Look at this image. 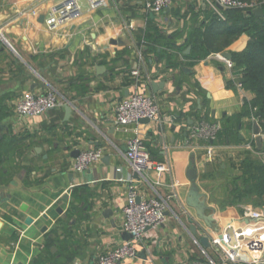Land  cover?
Returning a JSON list of instances; mask_svg holds the SVG:
<instances>
[{
    "label": "crops",
    "instance_id": "0c3cea01",
    "mask_svg": "<svg viewBox=\"0 0 264 264\" xmlns=\"http://www.w3.org/2000/svg\"><path fill=\"white\" fill-rule=\"evenodd\" d=\"M62 1L0 0V116L9 132L24 137L28 150L27 163L10 187L0 186L5 196L0 201V264H32L46 244L53 259L44 264H95L128 240L121 220L130 184L141 198L168 193L173 198L164 222L148 229L135 244L136 254L119 264H191L207 257L233 264L223 262L210 236L254 224L244 215L245 208L264 207L231 204L226 190L230 178L240 174L243 157L264 164V132L258 124L262 143L257 147V121L242 115L253 94L238 86L240 68L234 63L229 67L226 61L232 60L224 55L243 50L248 35L240 34L193 64L184 57L185 49L191 50L188 45L179 54L182 64L173 69L152 52L144 54L140 37L149 19L158 25L164 43L181 45L199 27L211 37L220 26L206 17L209 6L203 0H173L159 15L146 12L142 0H100L92 6L89 0H73V15L48 25L51 6ZM33 7L38 14L28 12ZM135 68L141 73L137 83L129 73ZM153 81L164 83L154 90ZM48 86L62 94L64 104L34 117L15 114L21 94L43 92ZM134 92L152 96L160 117L117 125L116 102ZM65 104L72 107L68 117ZM202 120L220 123L213 142L190 136V127ZM131 137L143 139L162 171L134 177L136 171L125 157ZM249 141L253 150L243 147ZM209 145L214 148L211 159L206 155ZM94 148L102 149V157L109 155L110 164L100 159L74 171L71 152ZM225 170L229 177L219 182ZM194 186L213 208L205 211L213 216L211 226L186 204ZM106 208L111 210L108 216L103 215ZM203 235L209 238L208 247L199 241Z\"/></svg>",
    "mask_w": 264,
    "mask_h": 264
},
{
    "label": "built area",
    "instance_id": "2783aa9c",
    "mask_svg": "<svg viewBox=\"0 0 264 264\" xmlns=\"http://www.w3.org/2000/svg\"><path fill=\"white\" fill-rule=\"evenodd\" d=\"M91 6L100 0H89ZM173 0H142L146 12L159 15L169 8ZM221 19L224 15L223 9H238L244 14H249L256 7H264V0L243 1V0H203ZM217 4L222 6L218 8ZM76 10L73 0H64L52 5L45 22L54 26L68 20ZM27 11V10H26ZM31 14H38L33 7L28 10ZM23 13V12H22ZM129 28L133 24H128ZM229 67L233 62L226 61ZM130 78L137 83L141 73L139 69H132ZM241 87V83H238ZM62 94L55 88L48 86L43 92H24L14 103L15 114L19 118L34 117L47 112L65 103ZM160 111L154 98L149 94L134 92L127 97L116 102L114 106V121L117 125H128L138 122L141 118L150 120L158 119ZM167 119V118H166ZM221 129L219 122L200 121L189 129V134L193 138L203 139L213 142ZM246 150H253L251 142L243 146ZM103 155L101 148L84 149L79 151L73 159L71 167L74 171L81 172L92 163L98 162ZM208 159L214 156L213 145L206 149ZM125 157L132 168L143 175L148 170L162 171L163 165L155 163L142 138L131 137L126 142ZM137 190L133 185L127 187L126 204L122 209L121 229L130 234V238L101 255L95 264H119L124 259L133 257L136 254L135 244L139 243L146 231L151 228H158L165 220V211L169 208V201L173 194L165 196L151 195L136 201ZM244 215L255 220L254 224L245 225L240 228H233L232 232H221L218 235H211L210 242L216 246L223 255V262L233 264H264V207L254 209L246 207ZM204 252V250H203ZM191 264H217L213 259L207 257L203 260H196Z\"/></svg>",
    "mask_w": 264,
    "mask_h": 264
},
{
    "label": "trees",
    "instance_id": "16d2710c",
    "mask_svg": "<svg viewBox=\"0 0 264 264\" xmlns=\"http://www.w3.org/2000/svg\"><path fill=\"white\" fill-rule=\"evenodd\" d=\"M204 12L210 22L219 24V29H216L209 37L200 27L195 28L181 45L161 42L158 37L160 33L158 25L149 19L140 37L144 41V54L152 52L157 59H164L167 67L174 69L182 64L179 54H183L186 46L190 45L191 50L184 57L193 64L245 33L249 37L246 47L239 52H233L231 60L236 67L240 68L239 82L242 87L253 94L251 100L245 104L242 115L253 116L260 125L261 131L264 132V7L262 15L244 14L232 8L223 9L221 12L224 19H221L210 7ZM2 108L0 104V110ZM2 119L0 116V120ZM23 139L24 137H19L12 132L2 134L0 137V186L8 185L23 168L22 164L13 161V156L21 158L25 153L27 148L25 143L18 144ZM239 166L240 174L230 178L226 184L230 197L229 203L251 202L254 206H263L264 164L247 155L239 161ZM53 233L54 231L51 234ZM48 246L46 244L42 253L33 260L32 264H44L53 259Z\"/></svg>",
    "mask_w": 264,
    "mask_h": 264
},
{
    "label": "water",
    "instance_id": "95a60500",
    "mask_svg": "<svg viewBox=\"0 0 264 264\" xmlns=\"http://www.w3.org/2000/svg\"><path fill=\"white\" fill-rule=\"evenodd\" d=\"M217 6H218V8L222 9L221 5L217 4ZM251 13L255 14V15H262L263 9L261 7H256L255 9H253L251 11ZM189 50H190V47H187L185 49L184 53L187 54L189 52ZM224 55L227 56L229 59L231 58V56L227 53H225ZM98 67H100V66H98ZM163 83H164L163 81L159 82V83H156L153 81V82H151V86L155 90L157 88V85L162 86ZM64 111H65V116L68 117V115L72 111V107L69 104H65L64 105ZM149 120L150 119H148V118H141L140 119V121H143V122H148ZM161 127H162V129L164 128V126H161ZM2 131L9 133V128H8L5 120L0 121V137L2 135L1 134ZM253 134H254L255 144L258 147L262 143V137H261L259 125L257 122H254V124H253ZM78 153H79V149H75L71 152L73 157H76L78 155ZM101 161L105 165L108 166L110 164V156L104 155L103 157H101ZM118 175H117V177H120ZM134 177L136 179H139V175L137 172L134 174ZM4 197H5L4 194L2 192H0V201L2 199H4ZM7 197H9V195ZM65 198H68V195H66ZM139 200H140V196H137L136 201L139 202ZM186 204L195 209L197 216L199 218H201L202 220H204L205 223L207 224V226L212 225V223L214 222L213 216H211V214H205V211L206 210H213V208L206 203V195L204 193L200 192L196 186L192 187L188 191V195L186 197ZM25 208H26V205L22 204L21 209H25ZM110 212H111V210L106 208L105 210H103V215L108 216V214H110ZM29 221H30V218L28 217L26 219V222H29ZM190 229L192 230V232H195L193 225L190 226ZM125 234L127 235V239H129L130 234H128L127 232H125ZM199 241L205 247H208L210 245L209 244V238L207 235H203L202 237H200Z\"/></svg>",
    "mask_w": 264,
    "mask_h": 264
},
{
    "label": "rangeland",
    "instance_id": "374dc122",
    "mask_svg": "<svg viewBox=\"0 0 264 264\" xmlns=\"http://www.w3.org/2000/svg\"><path fill=\"white\" fill-rule=\"evenodd\" d=\"M19 140H20V138H18ZM18 144H24L23 143V141L21 140V141H19L18 142ZM20 146V145H19ZM25 153H24V155L21 157V158H19V157H17V156H13L14 158H13V161H14V163H17V164H25L26 165V163H27V160H28V156H27V152H28V150H25L24 151ZM17 157V158H16ZM15 177L16 176H14L13 178L15 179ZM229 177V174H228V172H227V170H225V171H223V175H221V178H220V181L219 182H221V179H222V181L223 182H225V179H227ZM13 180V179H12ZM223 184V186H224V183H222ZM10 182H9V184L8 185H6L5 187H10ZM246 204H248V205H250L251 207H257V206H254V204L253 203H251V202H245Z\"/></svg>",
    "mask_w": 264,
    "mask_h": 264
}]
</instances>
